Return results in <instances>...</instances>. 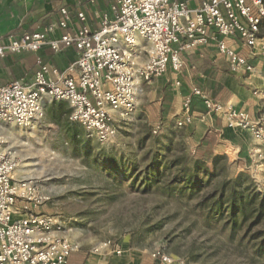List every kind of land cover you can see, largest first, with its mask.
<instances>
[{
	"label": "built area",
	"instance_id": "obj_1",
	"mask_svg": "<svg viewBox=\"0 0 264 264\" xmlns=\"http://www.w3.org/2000/svg\"><path fill=\"white\" fill-rule=\"evenodd\" d=\"M111 1L112 19L102 15L96 30L89 29L84 13L77 12L78 25L70 31L72 15L62 7L58 21L42 32L0 38V60L10 54L37 52L43 46L54 53L62 47L76 53V60L64 71L37 58L31 82L0 84V124L32 129L44 119L46 102H65L68 120L103 145L114 138L118 122L134 112L142 83L149 84L168 70L181 72L183 52L214 44L231 73L254 70L249 59L232 46L235 41L248 51L249 58L264 59V37L259 36L264 0H203L195 8L181 0ZM57 30L62 31L58 37ZM194 98L207 115L222 117L228 129L246 131L264 146L260 121L251 120L231 103L211 99L195 85L190 86L181 114L174 119L176 127L194 122ZM161 125H154L151 133L157 135ZM3 145L0 136V264H68L70 255L79 251L64 236L70 222L36 210L45 199L38 197L33 181L14 178L17 163ZM103 252L114 257L121 254L110 241L91 251L94 256ZM151 257L161 264L173 262L158 252Z\"/></svg>",
	"mask_w": 264,
	"mask_h": 264
},
{
	"label": "rangeland",
	"instance_id": "obj_2",
	"mask_svg": "<svg viewBox=\"0 0 264 264\" xmlns=\"http://www.w3.org/2000/svg\"><path fill=\"white\" fill-rule=\"evenodd\" d=\"M259 34L264 37V22ZM256 59L259 70L240 76L238 83L252 99L245 111L264 129V59ZM167 79L169 75L140 86L142 92L137 93L134 112L118 122L116 134L107 144L87 138L83 129L63 114L62 102H46L44 119L32 129L0 124L3 147L17 163L14 178L33 181L38 197L45 199L36 209L38 212L70 222L64 236L79 247L82 264H110L114 256L108 252L99 256L91 253L94 246L107 241L120 248L121 254L114 258L124 264H161L151 257L157 252L172 258V264H264V259L252 250L251 236L256 227L246 231L252 217L242 228L232 230L227 224V212L222 217H207L201 210L199 202L204 192H143L139 184L130 187L128 182L114 186L103 172L85 165L72 143L71 136L76 135L96 148L112 152L116 158H140L145 150L139 149L137 143L147 134L160 137L180 129L175 126V118H169L161 122L157 135L151 133L149 117L158 109L160 98L156 90L170 85ZM203 127L197 120L182 127L189 155ZM187 129L193 137L189 138ZM179 140L176 137L174 142ZM235 143L215 147V155L221 159L214 166L207 164L210 172H216L212 187L244 175L240 181L243 188L264 194V146L253 137L240 150Z\"/></svg>",
	"mask_w": 264,
	"mask_h": 264
},
{
	"label": "crops",
	"instance_id": "obj_3",
	"mask_svg": "<svg viewBox=\"0 0 264 264\" xmlns=\"http://www.w3.org/2000/svg\"><path fill=\"white\" fill-rule=\"evenodd\" d=\"M181 1L185 2L188 7L195 8L203 0ZM111 4V0H93V2L91 0H0V38H19L24 33L42 32L48 25L58 21V10L62 7L66 8L72 15L73 24L70 25V31L78 25L75 17L77 12L84 13L86 25L89 29L96 30L100 25L102 15L106 14L112 19ZM61 32V30H57L55 36L58 37ZM232 46L238 55L249 59L254 67V73L259 70V60L249 58L248 51L240 46L239 41L233 42ZM181 56L183 60L181 72L174 74L168 71L166 75H169V79L166 82H170V85L167 83L156 90L160 97L157 103L158 109L149 117L153 126L169 118L172 120L181 114L183 100L189 94L191 85H195L217 102L231 103L237 110L245 111L250 108L252 99L250 95H245V91L238 83V78L244 73H231L225 60L217 55L214 44L185 51ZM37 58H40L44 63L51 62L59 71H64L74 63L76 53L73 48L65 47H62L58 53H54L48 46H43L37 52L7 55L0 60V84L12 80H23L24 83L31 82L37 70ZM201 60H205L209 64V69L205 73L196 71L194 67V62ZM249 78L250 76L244 80ZM175 81L180 82L179 87L174 86ZM138 90V93L142 92L140 87ZM167 93H171L170 101L166 100ZM62 103L69 109L67 103ZM191 112L195 120L204 126L203 133L206 130H212L215 133L217 137L215 147H218L219 144L231 146L236 142L238 143L236 147L240 150L252 139L250 133L246 131L228 129L226 121L222 117L207 115L201 102L196 98L192 100ZM215 147L213 149L214 154L216 152ZM79 252L72 253L76 254V257H70L68 264H82ZM110 260V264H124L120 262V259L114 257H111Z\"/></svg>",
	"mask_w": 264,
	"mask_h": 264
},
{
	"label": "trees",
	"instance_id": "obj_4",
	"mask_svg": "<svg viewBox=\"0 0 264 264\" xmlns=\"http://www.w3.org/2000/svg\"><path fill=\"white\" fill-rule=\"evenodd\" d=\"M263 22L264 19L259 32ZM259 36L262 37L260 34ZM194 64L198 72L205 73L209 69L205 60ZM170 99L171 93H167L166 100ZM62 108L63 114L68 117L70 110L65 104ZM183 130L185 129H176L160 137L147 134L137 143L139 149L145 150L144 155L140 158L130 156L126 160L122 156L116 158L112 152L96 148L90 141L81 140L76 135H72L71 140L82 154L85 165L103 172L114 186L128 182L130 187L139 184L143 192L153 189H161L169 194L182 191L204 192L199 202L201 210L207 213V217H222L227 212V224L232 230L242 228L252 217L246 231L256 227L251 236L252 250L255 256L264 259V194L243 188L240 181L245 179L244 175L229 183L221 182L212 187L211 180L216 172H210L207 164L214 166L221 159L213 152L217 144L215 133L206 130L195 143L192 155H189L184 139L186 133L183 134ZM188 136L193 137V132L189 131ZM176 137L180 139L179 143L174 142ZM148 141L149 146L146 145Z\"/></svg>",
	"mask_w": 264,
	"mask_h": 264
}]
</instances>
